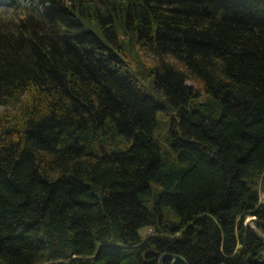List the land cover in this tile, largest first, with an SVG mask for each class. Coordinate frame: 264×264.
<instances>
[{"label": "trees", "instance_id": "trees-1", "mask_svg": "<svg viewBox=\"0 0 264 264\" xmlns=\"http://www.w3.org/2000/svg\"><path fill=\"white\" fill-rule=\"evenodd\" d=\"M23 1L0 264H264V0Z\"/></svg>", "mask_w": 264, "mask_h": 264}, {"label": "water", "instance_id": "water-1", "mask_svg": "<svg viewBox=\"0 0 264 264\" xmlns=\"http://www.w3.org/2000/svg\"><path fill=\"white\" fill-rule=\"evenodd\" d=\"M247 225L250 227L251 230H254L256 231V233L260 236H263V234L261 233V231L258 229L256 223H258V220L256 219L255 216L251 217V218H248L247 220ZM164 257H168V258H173L174 259V263L176 262H181L183 264H189L185 259L184 257L178 255V254H173V253H170V254H165L162 256L161 259H163Z\"/></svg>", "mask_w": 264, "mask_h": 264}, {"label": "rangeland", "instance_id": "rangeland-1", "mask_svg": "<svg viewBox=\"0 0 264 264\" xmlns=\"http://www.w3.org/2000/svg\"><path fill=\"white\" fill-rule=\"evenodd\" d=\"M14 0H0V11H11L12 9H13V4H15V3H20V4H23L24 3V1L23 0H17V1H14ZM2 109H4L3 108V105H0V110H2ZM251 217H253V216H251ZM251 217H249V218H251ZM248 220V219H247ZM151 231V229L149 230H147V229H145V230H143L142 231V233L144 234V235H146V234H148L149 232Z\"/></svg>", "mask_w": 264, "mask_h": 264}, {"label": "bare ground", "instance_id": "bare-ground-1", "mask_svg": "<svg viewBox=\"0 0 264 264\" xmlns=\"http://www.w3.org/2000/svg\"><path fill=\"white\" fill-rule=\"evenodd\" d=\"M249 227V226H248ZM165 254H170V253H164L163 255H165ZM162 255V256H163ZM179 255V254H178ZM162 256L159 258V264H162L163 263V261H164V259H171V258H168V257H164L163 259H161L162 258ZM181 256V255H180ZM183 257V256H182ZM185 259V258H184ZM186 260V259H185ZM187 261V260H186ZM188 262V261H187ZM178 262H176V263H174V259L172 258V264H177ZM181 263V262H180ZM183 264V263H182Z\"/></svg>", "mask_w": 264, "mask_h": 264}]
</instances>
